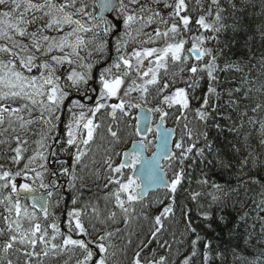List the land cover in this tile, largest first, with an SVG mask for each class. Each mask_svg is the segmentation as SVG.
Returning a JSON list of instances; mask_svg holds the SVG:
<instances>
[{
	"label": "snow or ice",
	"instance_id": "6c2138e0",
	"mask_svg": "<svg viewBox=\"0 0 264 264\" xmlns=\"http://www.w3.org/2000/svg\"><path fill=\"white\" fill-rule=\"evenodd\" d=\"M253 14L264 41V0H0V264H175L160 236L188 168L231 169L229 154H243L240 186L262 183L243 179L264 163L251 146L255 135L264 149V54L252 51L243 23ZM238 46L247 55L233 59ZM220 73L233 74L232 87H220ZM128 129L138 139L117 151ZM225 129L236 142L220 139ZM210 181L202 169L189 198L207 228L231 236L240 225L224 214L229 193ZM159 189L169 203L150 199ZM181 210L193 238L179 264H225L192 209ZM141 219L151 221L148 238L133 247ZM252 239L246 231L245 244ZM256 245L243 264H264V221Z\"/></svg>",
	"mask_w": 264,
	"mask_h": 264
},
{
	"label": "trees",
	"instance_id": "16d2710c",
	"mask_svg": "<svg viewBox=\"0 0 264 264\" xmlns=\"http://www.w3.org/2000/svg\"><path fill=\"white\" fill-rule=\"evenodd\" d=\"M256 4L258 5L260 3V0H255ZM250 13H252L253 10H249ZM256 11H259L257 8ZM262 22V18L256 15H250L249 18L244 21V25L246 28V31L249 35L253 36L254 39L249 41V46L251 47L252 51L257 55L264 54V41H261L259 37V33L256 31V25L260 24ZM154 27V26H153ZM147 31H151V29H147ZM109 44H110V56H115V50L111 48V44L114 43L115 37H109ZM190 45H186L188 47ZM132 47H135L134 44H130L129 51ZM235 56H245L247 55V49L241 46H238L234 49ZM95 60V57L93 58ZM107 63H110L109 61H103V64H98L97 68L106 65ZM61 71H64V69H61ZM247 71V69H246ZM252 74L254 76L259 75L260 69L258 67H253L251 69ZM220 87L227 89L229 87H232V77L233 74L231 73H220ZM238 78V74H237ZM207 79L203 80L201 82V90L197 93V95H203V92L207 88ZM98 87V84L95 85ZM183 86V85H179ZM238 86V84H237ZM219 90V89H218ZM134 96L137 94H133ZM73 98L81 99L83 97L76 96L75 93L73 95ZM86 99V98H85ZM83 103L87 105V103L92 102L89 106L93 105V101L86 99L85 101L82 100ZM210 103H215V99H211ZM223 103V101H221ZM195 103H193V107H196ZM138 110V109H137ZM137 110H133V117H135L138 113ZM69 116L68 113L65 112L62 119L67 122ZM191 118V116H190ZM222 124L226 123V121H220ZM106 123V122H105ZM129 123L134 124L135 119L132 121H129ZM168 127H174L172 120L169 119L167 122ZM123 127V126H121ZM61 129H63V125H61ZM251 131V129H249ZM132 129H128L125 132V140L127 141L126 144H122L117 147V151H120L121 149H126L130 142L135 139V136L131 135ZM61 135L66 138V133L63 131L61 132ZM211 136L215 137L217 136V133L215 130H213L210 133ZM223 137H227L228 140H231L233 142L237 141V137L234 136V134L229 133L226 129L224 130L222 136L220 139L222 140ZM219 142V140H218ZM101 142H97V144L93 145V151L97 153V160H100L103 156V148L99 147L98 145ZM258 145V139L255 138V135H253V138L251 140V146L256 150V155L259 156L260 162H264V149H261L257 147ZM242 151H243V145L241 144ZM210 159L212 157H209ZM229 158L231 159L233 163V167L231 169H221L219 166L212 167L209 166L211 169L210 171L208 169H205L203 165H198L197 167H190L187 169L188 172V179L184 182L183 187L178 190L176 193V207H175V215L170 217L169 220L165 222V231L163 235L160 236V240H167L169 244L172 245L170 256L173 261H175V264H179V262L183 259L184 255H186L190 251V240L193 238L189 234H187L184 231L186 219L182 212V207L187 206L192 209V217L194 219V222L199 225L198 230L200 231L201 235L207 236L208 238L213 240L214 245L219 246V250L223 251L226 256V262L225 264H243V257L250 258L251 255L257 253L259 251V247L256 245V240L260 236V226L261 222L264 221V163H260V166L249 172L248 168H245L244 171L248 172V175L244 176V180H248L250 176H254L256 179L262 181V183L252 184L248 183L243 186H240L237 176L239 175V160L243 159V154H237L236 156H232L229 154ZM114 159H118L115 158ZM208 171V175L211 178V181H215L216 183L221 184L225 191L229 193L228 197L225 199V203L227 204L226 209L224 210V214L228 216L229 221L235 224H239L240 227L231 236L228 235L227 229H225L223 232H221L220 228H217L215 224H213L212 228H207L205 226V222H202V220L197 216L196 214V208L193 202L189 198V193L191 191H199L200 187L197 184V180L201 178V170ZM170 174V173H169ZM190 181V183H189ZM210 181V182H211ZM101 185L103 184V181H100ZM232 188H238V192H231L230 189ZM95 190V189H94ZM102 194V193H101ZM167 195L166 190L158 191L155 193H151L150 199L152 201H156L159 199H164L165 203L170 202L169 199H165V196ZM67 208H71L70 201L67 200V196H65L64 200H61L60 207L56 210V214L60 216L61 221L63 222L64 217L61 215V212ZM159 209V205H156L152 209L151 215L157 214ZM245 216V220L241 221L240 217ZM253 225H255V229L253 230ZM231 226V225H230ZM61 227L63 228V223L61 224ZM151 227V221H145L141 219L137 224L133 225V231L136 232L137 235L133 236V247H135V244L139 243L140 240L147 239L149 229ZM214 229V230H213ZM247 232H251L253 234V239L248 244H245L244 242V235ZM217 233H220L219 236H217ZM152 248H156L157 244L153 243L151 245ZM233 250L237 253V256L233 255ZM162 251V250H161ZM130 254V253H129ZM63 259H67V256L63 257ZM62 260L59 262V264H62ZM70 264H74L73 261L70 262ZM196 264H200V261L197 260ZM217 264H220L219 261H217Z\"/></svg>",
	"mask_w": 264,
	"mask_h": 264
},
{
	"label": "water",
	"instance_id": "95a60500",
	"mask_svg": "<svg viewBox=\"0 0 264 264\" xmlns=\"http://www.w3.org/2000/svg\"><path fill=\"white\" fill-rule=\"evenodd\" d=\"M82 100L83 101H85V98H82ZM92 102H90V103H88L89 105L91 104ZM139 112H140V110H139ZM139 112H138V114H139ZM144 127V125H143V123H141V128H143ZM132 146V145H131ZM131 146H130V148H131ZM164 189H159V190H153V192L152 193H155V192H158V191H163Z\"/></svg>",
	"mask_w": 264,
	"mask_h": 264
},
{
	"label": "rangeland",
	"instance_id": "374dc122",
	"mask_svg": "<svg viewBox=\"0 0 264 264\" xmlns=\"http://www.w3.org/2000/svg\"><path fill=\"white\" fill-rule=\"evenodd\" d=\"M133 44H134V43H133ZM134 46L137 47L138 45L134 44ZM87 100H88V99H87ZM88 101H89V100H88ZM178 132H179V130H177V133H178ZM126 150H127V148H126Z\"/></svg>",
	"mask_w": 264,
	"mask_h": 264
},
{
	"label": "flooded vegetation",
	"instance_id": "af4514ba",
	"mask_svg": "<svg viewBox=\"0 0 264 264\" xmlns=\"http://www.w3.org/2000/svg\"><path fill=\"white\" fill-rule=\"evenodd\" d=\"M89 101H90V100H89ZM89 101H88V102H89Z\"/></svg>",
	"mask_w": 264,
	"mask_h": 264
}]
</instances>
